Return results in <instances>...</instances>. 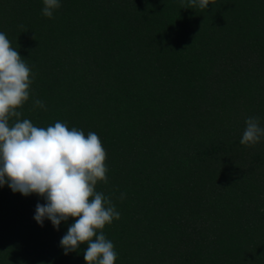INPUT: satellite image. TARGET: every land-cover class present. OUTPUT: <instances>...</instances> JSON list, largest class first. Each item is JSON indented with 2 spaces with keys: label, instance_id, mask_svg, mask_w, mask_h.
Instances as JSON below:
<instances>
[{
  "label": "trees",
  "instance_id": "16d2710c",
  "mask_svg": "<svg viewBox=\"0 0 264 264\" xmlns=\"http://www.w3.org/2000/svg\"><path fill=\"white\" fill-rule=\"evenodd\" d=\"M43 7L0 0V31L33 73L21 119L101 138L115 264H264V138L240 143L247 118L264 127V0ZM38 203L0 186V264H87L86 244L60 246L75 218L41 227Z\"/></svg>",
  "mask_w": 264,
  "mask_h": 264
},
{
  "label": "clouds",
  "instance_id": "9594fccd",
  "mask_svg": "<svg viewBox=\"0 0 264 264\" xmlns=\"http://www.w3.org/2000/svg\"><path fill=\"white\" fill-rule=\"evenodd\" d=\"M210 2L214 0H188V7L208 9ZM43 4L42 15L51 19L61 0H43ZM32 83L31 68L0 31V186L43 197L46 203L37 204L34 216L41 227L47 219L59 230L62 221L75 218L60 241L65 255L86 244L87 264H115L118 253L103 229L121 214L109 197L96 191L99 182L108 181L107 150L96 132L85 134L59 121L38 127L21 119L20 109L29 101ZM33 103L46 108L39 99ZM261 138L264 127L259 118H247L240 143L255 145Z\"/></svg>",
  "mask_w": 264,
  "mask_h": 264
}]
</instances>
